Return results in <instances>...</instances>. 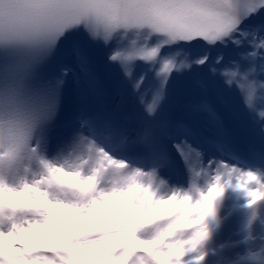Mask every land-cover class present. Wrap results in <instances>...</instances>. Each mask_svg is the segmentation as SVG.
Returning a JSON list of instances; mask_svg holds the SVG:
<instances>
[{"label":"snow or ice","instance_id":"obj_1","mask_svg":"<svg viewBox=\"0 0 264 264\" xmlns=\"http://www.w3.org/2000/svg\"><path fill=\"white\" fill-rule=\"evenodd\" d=\"M234 86L248 168L216 159L240 154ZM258 90L264 0H0V264H202L225 190L264 201Z\"/></svg>","mask_w":264,"mask_h":264},{"label":"bare ground","instance_id":"obj_2","mask_svg":"<svg viewBox=\"0 0 264 264\" xmlns=\"http://www.w3.org/2000/svg\"><path fill=\"white\" fill-rule=\"evenodd\" d=\"M231 91H234L233 94L231 93V97L234 95L240 96L239 91H238V86H234ZM257 94H258L257 102L262 101L264 99V96H262L259 91L257 92ZM258 105L260 106V105H262V103H259ZM227 127H228V130H229L230 134L232 135V139L234 141H237V142L240 141L243 134L247 138L257 140L256 137L249 130L248 131H246V130L242 131L241 130L240 121L229 120L227 122ZM234 176H239V173L235 174ZM164 187L168 193L169 188L166 185H164ZM236 231L238 232L237 237H233L231 240H230V237H228L227 239H225V242L227 241L226 244H223V245L221 244L220 246H216V248L208 251L207 256L209 258V264H220V261L224 257V253L227 255V257L228 256L236 257V258H238V259H236V261H240L242 258H240L241 256H238V255L242 251V249H241V251L239 250L238 253H234L231 250H228V248H229L228 246L233 244L234 243L233 241L234 240L237 241L240 237L243 240L239 241L238 243H240V242L245 243L249 237L255 238V240H256L254 245L249 246L248 249H245L246 253H248L247 256H252V255L259 256L261 250H264L263 243H262L261 239L259 238V236H262V229L256 230L253 233H248V232L244 231V229L242 227H237ZM257 236H258V238H257ZM245 237H247V238H245ZM262 246H263V248H262ZM252 257H254V256H252Z\"/></svg>","mask_w":264,"mask_h":264}]
</instances>
